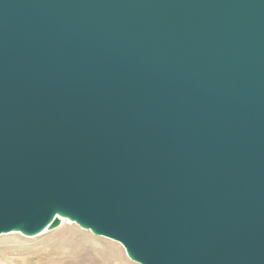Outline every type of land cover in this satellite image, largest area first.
Returning <instances> with one entry per match:
<instances>
[{
    "label": "water",
    "instance_id": "obj_1",
    "mask_svg": "<svg viewBox=\"0 0 264 264\" xmlns=\"http://www.w3.org/2000/svg\"><path fill=\"white\" fill-rule=\"evenodd\" d=\"M60 218L264 264V0H0V234Z\"/></svg>",
    "mask_w": 264,
    "mask_h": 264
},
{
    "label": "rangeland",
    "instance_id": "obj_2",
    "mask_svg": "<svg viewBox=\"0 0 264 264\" xmlns=\"http://www.w3.org/2000/svg\"><path fill=\"white\" fill-rule=\"evenodd\" d=\"M45 230L32 236L19 231L0 234V240L6 238L0 242V264H139L117 241L94 235L70 220ZM4 247L18 254L3 256Z\"/></svg>",
    "mask_w": 264,
    "mask_h": 264
},
{
    "label": "bare ground",
    "instance_id": "obj_3",
    "mask_svg": "<svg viewBox=\"0 0 264 264\" xmlns=\"http://www.w3.org/2000/svg\"><path fill=\"white\" fill-rule=\"evenodd\" d=\"M60 220H61V222L62 223H64L65 221H67V222H69V220H67V219H64V218H60ZM46 229H48V228H46ZM45 229L43 230V232H42V234L43 233H45ZM12 234H15V233H9V235H12ZM9 237H11V236H9ZM6 238H2L1 240H0V242L1 241H4ZM1 250V249H0ZM2 250H4L3 251V256H16L17 254H18V252L17 251H14V250H12V249H10V248H6V247H4V248H2ZM36 256H34V255H32V257L31 258H35Z\"/></svg>",
    "mask_w": 264,
    "mask_h": 264
}]
</instances>
